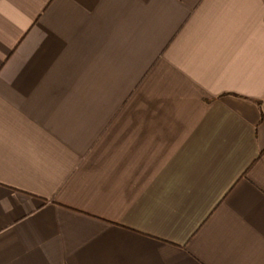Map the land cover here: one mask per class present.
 <instances>
[{
    "label": "crops",
    "instance_id": "crops-1",
    "mask_svg": "<svg viewBox=\"0 0 264 264\" xmlns=\"http://www.w3.org/2000/svg\"><path fill=\"white\" fill-rule=\"evenodd\" d=\"M0 264H264V0H0Z\"/></svg>",
    "mask_w": 264,
    "mask_h": 264
}]
</instances>
